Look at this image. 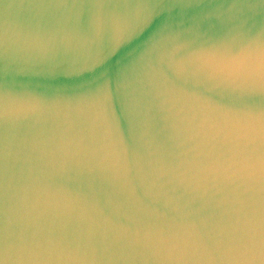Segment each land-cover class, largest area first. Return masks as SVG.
Wrapping results in <instances>:
<instances>
[{
	"label": "water",
	"instance_id": "1",
	"mask_svg": "<svg viewBox=\"0 0 264 264\" xmlns=\"http://www.w3.org/2000/svg\"><path fill=\"white\" fill-rule=\"evenodd\" d=\"M0 264H264V0H0Z\"/></svg>",
	"mask_w": 264,
	"mask_h": 264
}]
</instances>
